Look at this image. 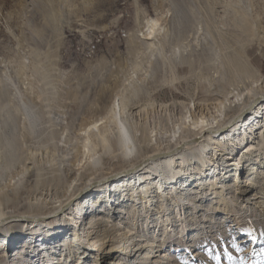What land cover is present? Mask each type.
I'll return each mask as SVG.
<instances>
[{
	"label": "rangeland",
	"instance_id": "rangeland-1",
	"mask_svg": "<svg viewBox=\"0 0 264 264\" xmlns=\"http://www.w3.org/2000/svg\"><path fill=\"white\" fill-rule=\"evenodd\" d=\"M157 16H162L164 31L151 40L153 45L147 46L140 31V22L143 17ZM238 51L245 53L250 64L264 75V0H0V191L5 189L15 193L12 195L13 206L8 210L12 211L14 206L16 212L25 210V206L30 204H34L30 207L34 210V206L49 201L51 197L44 194L48 189L54 193V186L50 184L59 178L65 179L70 168L73 170L67 175V180L77 183L82 178L81 173L93 166H104L99 146H96V153L89 152L93 144L88 140L89 151L85 147L83 153L80 142L84 135L79 134V129L100 115L96 113L100 108L98 93L112 80L111 74L120 82L119 94L111 97L116 113L121 93H131L133 87L137 89L143 85L158 87L153 95L156 99L154 104L168 103L178 95L188 102L189 92L200 96L207 87L223 85L228 78L229 59ZM183 56L193 58L191 62L194 65L191 64V68L183 66L174 76H187L189 84L181 80L174 85H166L165 80L171 78ZM157 63L161 64L158 66ZM143 89L141 95L147 91ZM148 100L142 99L140 103ZM152 108L142 111L139 123L150 131L154 130L151 136L152 143H155L157 132L171 134L174 115L157 105H152ZM128 125L137 127L134 119ZM91 128L86 133L99 135L106 131V135L112 133V128L116 131L113 112H107ZM263 152L249 155L251 157L242 164L243 170L242 166L230 165L232 159L227 161L229 168L225 175H221L222 182L217 184L222 188L223 185L229 186L223 196L228 197L235 186L244 187L249 180L248 172L256 167L257 176L253 183L257 187L252 193L260 195L256 192L264 190ZM197 161L192 159L191 165L186 164L189 172L193 162ZM28 167L38 171L41 180L27 179L25 169ZM136 172L138 169L125 176ZM53 174L58 177L49 181ZM129 177L99 186L92 192H89L90 188L83 190L79 197L87 198L86 206L93 202L101 205L108 200L114 203L112 209L115 212L122 203L120 199L132 201L136 198L139 187L136 183L133 185L134 178ZM113 179L116 178L108 181ZM140 184L146 183L142 181ZM194 190L193 186L189 189L191 194ZM14 195L18 198L16 202ZM245 205V202L234 201L228 214L218 210L219 213L213 217L209 215L207 225L211 228L193 223L187 234L186 230L178 232L183 227L177 217L167 236L163 233L165 225L159 226L160 219L155 221L156 227L152 226L154 220L150 219L158 215H152L148 220L144 217L142 225L151 222L149 233L144 230L149 237L142 245L148 248L153 245V251H158L153 257L144 259L143 248L141 257L138 258L141 251L137 252L129 264H264V213L259 212L261 207L247 204L246 208ZM100 208L103 207L98 206ZM189 213L198 220L203 212L189 210ZM23 220L15 226L19 231L6 234L10 239L5 240V245L11 241L16 247L26 245L28 249L36 236L39 250H29L24 259L29 260L36 257L38 251L44 253L43 238L49 234L45 229L54 228V218L47 219L46 224L52 223L49 226L35 221L32 224L38 225L35 228L27 226ZM131 220L133 225L140 223V217ZM12 223L10 219L1 221L0 230L6 231ZM122 232L123 229L117 232L119 239ZM32 233L34 237L31 240L23 238ZM81 233L79 248L72 247V250L67 246H57L50 255L53 257L50 264H127L125 259H120L126 251L121 249L125 246L123 240L116 243L112 257L98 260L94 248L84 244L85 232L79 229L80 236ZM63 242L66 241L61 244ZM160 244L162 247L154 246ZM17 250L8 252L3 264H18L21 259H14ZM81 250L83 254H79ZM49 253L45 250V258ZM118 253L121 254L116 256ZM23 254L24 248L20 255ZM115 256L118 258L114 259Z\"/></svg>",
	"mask_w": 264,
	"mask_h": 264
},
{
	"label": "bare ground",
	"instance_id": "bare-ground-1",
	"mask_svg": "<svg viewBox=\"0 0 264 264\" xmlns=\"http://www.w3.org/2000/svg\"><path fill=\"white\" fill-rule=\"evenodd\" d=\"M161 17H143L140 22V31L147 41V46L153 45L151 40L164 31ZM191 59L184 57L180 59L181 61L177 67L173 65L175 68L173 72L170 70L172 76L165 80L166 85H174V83H178L181 80L189 84L187 76L176 77L174 74L179 73L183 66L190 67L193 64ZM229 62L228 78L223 81V87L210 85L211 87L204 89L200 96H197L195 92H189L188 102L181 99L178 95L172 101L160 104H154L156 99H153L157 86L149 88L143 85L142 87L138 86L137 89L133 87L131 93H121L117 104L118 113L114 111L111 105V97L114 94H119L117 89L120 82L115 75L111 74L112 80L108 81L107 87L98 93L97 103L100 108L96 113L99 112L100 115L96 119L89 121L88 125L79 129V134L81 135L82 133L84 135L80 142L81 146H83V153L85 152V147L89 151L88 140L90 141L89 144H93V149L89 152L96 153V146H99L102 154V165L104 166L101 168L93 166L90 170L81 173L80 176L82 178L79 179L80 182L82 181L81 184L79 181L74 183L75 178H73V182L67 180V175H70L73 168L68 169L65 179L59 178L53 184H50L51 187L54 186V193H51V190L48 189L47 193L44 194L49 198L51 197L50 200L34 206V210L30 209L34 204H30L25 206L27 208L25 210L16 212V206H14L12 211H9L8 209L13 206L12 201H14V198H12V195L15 193L12 190L5 189L4 192L0 191V194H2L0 195V222L5 219H10L13 222L6 231L0 230V264H3L2 261L7 257L8 252L17 249L14 259H21L18 264H50L49 260L53 259L50 255L56 251L57 246H67L68 248L77 246V249L79 248L83 237L82 233L81 236L79 235V229L85 232L84 244H88L90 249L94 248L93 250H95L98 260L107 256L112 257L113 251L116 250L114 249L117 246L116 243L123 240L125 246L121 249L126 251H123L120 259H125L127 264H129L132 257L137 252L143 251V248L145 252L144 255L142 254V258L144 259H149L150 256L153 257V254L158 251H153V245H150V248L147 245H142V242L147 241L149 237L146 236L147 233L145 234L144 230L149 233L150 229H148V226L153 220L154 224L152 226L156 227L158 224L155 221L160 219L158 221L159 226L165 225L163 233L167 236L171 227L175 226L176 220L183 227L178 232L186 230L187 234L191 224L207 225L209 215L213 217V214L219 213L218 210L226 211V214H228L234 201L245 202L246 208H248L247 204H253L254 208L261 207L259 212L264 213V190L261 189L256 192L260 194L259 196H255L256 194L252 193L253 189L257 187L253 181L255 182L256 180L258 167L254 171L248 172L249 180L246 181V185L242 188L240 185L235 186L229 192L228 197L225 195L224 197L223 194L229 186L224 187L225 185H223V189L217 185L222 182L221 175H225L229 168L227 166L228 160L232 159L229 162L230 165L241 167L245 159L247 160L254 153L257 154V152L264 150V75L250 64L248 56L242 51L233 53ZM225 84H227V87ZM143 88L147 91L144 92ZM142 89L144 90L143 93H145H142L143 95H141ZM147 98L150 100L140 103L142 99L147 100ZM152 105L168 109L174 115L171 134H158L157 132L154 138L155 143H152L153 135L151 136L154 130L150 131L149 128L139 123L142 111L151 109ZM107 112H113L116 131L112 128V133H107L106 135H104L106 131H96V133L100 132L99 135L101 134V137L93 132L90 134L86 133L88 128L91 126L94 128L98 120ZM133 119L136 121L137 127L130 128L128 122ZM261 124L262 127L260 128ZM241 145L243 146L242 148ZM239 152L241 156L238 160ZM192 159H197L198 161L196 163L193 162L196 166L193 164V168L189 172L186 164L187 166H189V163L191 165ZM254 160L257 161L258 156ZM134 169H138L139 172L128 176H130L129 178H134L132 179L133 185L136 183L141 189L138 188L136 198L132 201L120 199L119 201L122 203L115 209V212L112 209L114 203L108 200H105L101 205L93 202L91 205L86 206L87 198L84 196L79 197L83 190L90 188L89 190L91 191L89 192H92V190L98 189L99 186L111 185V183L119 182V179L125 180L128 177L125 175L128 172H133ZM25 171L27 179L36 180L38 178V171L34 170L33 167H28ZM57 177L55 174L50 175L49 181ZM109 178L116 179L108 181ZM38 180L41 179L38 178ZM142 181L146 184H140ZM176 184L178 186H175ZM192 186L196 190L191 194L189 189ZM44 189L42 188L41 190ZM229 198L232 201L229 202ZM17 199L15 196V202ZM258 199L260 201H256ZM233 204L237 208V204ZM98 206L103 208L98 209ZM189 210L197 213L202 211L201 219L199 218L201 214L198 215V220L191 217ZM129 212H132V215ZM152 215L158 216L153 217L150 222L142 225L141 221L143 218L145 217L148 220ZM49 217L54 218V228L48 227L45 229L46 233L49 234L44 235L42 252L45 253V250L50 252L47 258H45L44 253L38 251L36 257L30 256L33 259L24 260L27 258L29 250L31 252V250L38 249L36 246L37 241L35 242L37 237H34V233L26 234L23 237L27 240H31L34 237L33 241H31L33 245L29 246L30 249H27L26 245L16 247V244H12L14 242L11 241L8 243L9 245H5V240L8 239L9 241L10 239V237H6V234L8 232L14 234L17 229L19 231V227L15 229V226L21 219H24L23 223L27 222V226L30 227L35 221L39 222V225L46 224ZM138 217H140V223L133 225L131 219H137ZM176 217L177 219L175 220ZM111 218H114V220H110ZM235 222L237 224L238 220L236 219ZM122 223L127 225L121 226ZM51 224L47 223L44 226ZM169 225L171 226L169 227ZM35 226L38 225H32L34 228ZM135 226H137L136 229ZM207 227L211 228L209 225ZM122 229L124 233H121L122 237L119 239L117 232ZM167 229L168 231H166ZM62 241L66 242L61 244ZM154 246L162 247L161 244ZM23 248L24 254L21 256ZM80 248L83 249L82 246ZM142 251L138 254V258L139 256L141 257ZM72 253L75 256V250ZM79 254H83L82 250ZM119 254L121 253L116 256H119ZM116 256L114 259L118 258ZM65 258L63 260H66ZM123 262L120 261V263Z\"/></svg>",
	"mask_w": 264,
	"mask_h": 264
},
{
	"label": "built area",
	"instance_id": "built-area-1",
	"mask_svg": "<svg viewBox=\"0 0 264 264\" xmlns=\"http://www.w3.org/2000/svg\"><path fill=\"white\" fill-rule=\"evenodd\" d=\"M122 1H124V0H122ZM93 42H91V44H92Z\"/></svg>",
	"mask_w": 264,
	"mask_h": 264
}]
</instances>
